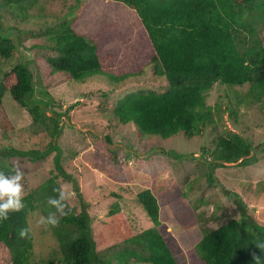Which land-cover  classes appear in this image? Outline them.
Segmentation results:
<instances>
[{"label": "rangeland", "instance_id": "374dc122", "mask_svg": "<svg viewBox=\"0 0 264 264\" xmlns=\"http://www.w3.org/2000/svg\"><path fill=\"white\" fill-rule=\"evenodd\" d=\"M26 12L28 18L24 19L4 15L3 25L13 27L18 50L8 59L0 57V77L13 64L24 61L33 74L34 96L45 93L51 96V103L46 105L47 114L54 109L64 111L72 105L60 119L62 131L55 140L62 147L61 164L72 179L59 176L56 181L67 203L77 211L88 213L100 255L117 252L123 242L118 232L135 235L152 224L134 199L145 188L151 189L158 199V228L178 264H188V249L206 229L243 212L264 224L263 97L255 102L245 98L239 106H234L236 95L246 92L248 84L216 83L206 96L214 121L199 134L186 138L180 133L162 139L140 133L133 123L121 124L113 114L114 107L128 92L165 90L166 79L147 65L141 73L125 76L117 84L102 74L76 81L49 66L47 58L56 52L48 46L49 38L43 34L49 26L70 21L78 33L101 40L100 56L104 61L115 47L125 52L122 40L135 20V11L117 0H37ZM258 29L264 46L262 19ZM123 58L131 57L125 54ZM231 107L236 113L230 112ZM0 114L13 127L0 128V146L42 148L49 142V135L32 122L28 111L9 93L2 97ZM229 131L251 143L252 153L258 158L255 163L241 166L236 161L215 165L211 151L217 136ZM54 155L52 151L37 161L9 159L15 169L18 167L23 172L20 183L24 194L36 191L56 171ZM75 182L78 188L74 187ZM114 203L118 204V212L111 215L109 211ZM56 215L53 212L45 216L39 209L29 215L34 240L31 261L53 259L59 263L62 252L51 222ZM0 264H12L4 248H0ZM129 264L151 263L130 261Z\"/></svg>", "mask_w": 264, "mask_h": 264}, {"label": "trees", "instance_id": "16d2710c", "mask_svg": "<svg viewBox=\"0 0 264 264\" xmlns=\"http://www.w3.org/2000/svg\"><path fill=\"white\" fill-rule=\"evenodd\" d=\"M36 1L0 0V57L8 59L18 50L13 27L3 25L4 15L28 18L26 9ZM117 1L135 11V20L122 40L125 52L115 47L103 61L101 40L78 33L66 20L47 27L43 34L49 38L48 46L56 52L47 58L49 66L76 81L102 74L117 84L125 76L141 73L147 65L166 79L165 90H136L123 95L113 111L121 124L133 123L140 133L162 139L180 133L191 138L214 121L212 108L206 103L207 93L214 84H248L246 92L236 95L234 106H239L245 98L252 102L264 98V46L258 29L260 20L264 21V0ZM123 53L131 58H123ZM5 93L28 111L32 122L39 124L50 140L42 148L0 146V173L8 178L16 173L9 163L11 157L37 161L52 151L56 169L36 191H28L21 197L23 208L9 210L7 218L0 220V248L6 250L12 264H56L53 259L31 261L34 240L29 215L38 209L45 216L57 214L53 218L57 223L52 226L62 252L58 264H129L130 261L178 264L158 228L160 206L149 188L138 191L134 199L152 224L135 235L118 232L123 242L117 252L100 255L88 213L77 211L61 198L62 191L56 181L59 176L72 179L61 164L62 147L55 141L62 131L60 119L72 105L64 111L50 109L51 114H47L46 105L51 103V96L49 93L34 96L33 74L24 61L16 62L0 77V102ZM230 112L236 110L232 108ZM10 124L0 114V128L13 129ZM251 153V143L229 131L218 134L211 156L216 166L236 161L248 166L258 160ZM74 187L78 188L76 182ZM117 212L118 204L114 203L109 213ZM187 255L188 264H264V224L243 212L204 230Z\"/></svg>", "mask_w": 264, "mask_h": 264}, {"label": "clouds", "instance_id": "9594fccd", "mask_svg": "<svg viewBox=\"0 0 264 264\" xmlns=\"http://www.w3.org/2000/svg\"><path fill=\"white\" fill-rule=\"evenodd\" d=\"M23 177V172L17 167L16 173L11 178L6 177L3 173H0V220L7 218L9 210H19L24 207L21 200L23 193V184L20 183ZM65 193L62 192L61 198H64ZM50 203H58L55 200H50ZM62 207V206H61ZM53 224L57 223V220L52 219ZM23 235V233H21Z\"/></svg>", "mask_w": 264, "mask_h": 264}]
</instances>
